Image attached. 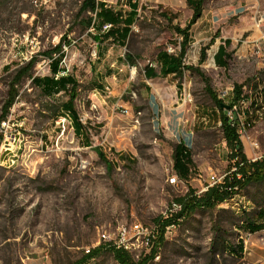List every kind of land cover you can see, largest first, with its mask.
Instances as JSON below:
<instances>
[{"label": "rangeland", "instance_id": "1", "mask_svg": "<svg viewBox=\"0 0 264 264\" xmlns=\"http://www.w3.org/2000/svg\"><path fill=\"white\" fill-rule=\"evenodd\" d=\"M85 1L0 0V119L17 69L35 56L33 76L51 75L50 51L61 54L62 67L78 83L75 106L83 124L77 135L72 120L64 132L57 122L68 93L48 96L28 76L17 85L0 121V264H72L113 244L120 226L155 227L157 217L175 211L177 198L200 191L213 174L223 176L229 151L220 122L228 112L208 88L220 99L243 85L236 101L247 99L248 121L256 123L242 137L245 152L251 160L264 157V0H207L184 63L203 71L208 87L198 72L186 70L182 78L160 72L158 53L180 50L175 26L192 18L186 0H138L126 43L96 35ZM134 2L105 1L124 19ZM226 40L228 67H221L215 54ZM152 64L157 77L148 79ZM181 142L193 159L185 180L174 169ZM245 193L255 205L250 217L258 220L264 182ZM249 199L238 196L233 208L250 209ZM229 206L198 209L169 228L149 264H264V230L251 232ZM222 240L234 247L242 242V254L223 250ZM151 252L141 245L135 258ZM90 264L118 262L105 250Z\"/></svg>", "mask_w": 264, "mask_h": 264}, {"label": "trees", "instance_id": "2", "mask_svg": "<svg viewBox=\"0 0 264 264\" xmlns=\"http://www.w3.org/2000/svg\"><path fill=\"white\" fill-rule=\"evenodd\" d=\"M132 1V0H131ZM189 8L192 10V18L185 27L180 25L175 26L176 32L181 36L179 42L180 50L177 53H170L167 50H161L158 55V63L161 66L160 72L162 76L174 75L177 78H182L185 71L198 72V74L203 78L206 83V87L211 85V80L203 71H199L193 66H187L184 63V58L188 52L189 47L192 42L191 29L192 26L197 23L203 16L205 10V4L207 0H186ZM131 11L128 16L124 19L123 15L115 11L114 9L108 7L105 2L97 0H86L84 3V8L93 12V16L90 18L91 28L94 24V28L97 32L96 35H104L107 37H114V39L119 43H126L128 40L131 27L135 23L138 16L139 3L138 0L132 5ZM95 21V23H93ZM104 23H112L113 27L106 32H102V25ZM230 43V40L225 41V45H221L215 54V62L221 67H228L229 53L226 49V44ZM62 43H60L55 51L62 52ZM203 51L202 61L205 60L206 54ZM45 54L49 55L50 58V71L51 75H46L43 77L33 76L32 69L36 62V57L33 56L25 65H22L17 69L9 88L8 99L4 106V112L0 121H4L7 118V114L10 108L15 102L18 95L17 85L21 80L28 76L32 79V82L42 89L43 93L51 96L56 93L65 92L69 94V99L61 107L65 114L70 115L74 123L75 131L77 135L82 134L83 124L79 117L78 111L76 110L75 101L78 96V83L70 73L64 76L56 77L60 68L61 60L59 57L54 56L53 52L47 51ZM145 75L148 79H155L157 73L152 66H147L145 70ZM235 97L229 98V103L224 102L221 98L219 99L215 92L208 88L209 93L213 97L216 105L220 110H224L222 104L232 105L234 101L240 99L243 92V85H235ZM179 90L181 88L179 87ZM221 128L223 131L224 141L226 142L228 148V166L225 172L226 176L222 183L210 186L207 191L202 194H197L196 191L190 189L186 195L181 196L175 200L174 203L181 205V208L173 211L167 217L160 216L155 219L154 225L158 231V237L153 241L152 254H145L146 256L141 259H136L130 252L116 248L113 245H100L90 252H87L80 260L72 264H90L92 261L96 260L105 250H109L114 259L118 264H149V262L155 257L159 256V251L162 245L166 241V233L168 228H172L180 224L184 219L190 217L198 209H208L215 210L217 207H223V204L229 202V207L234 214L239 218H244L243 224L251 232H257L264 230V210L260 209L257 213V218L254 216L250 217L251 212L255 210V205L251 199L246 196L245 190L248 186L253 183H263L264 182V157L258 160H251L245 152L244 143L237 132L236 127L232 126L227 115L221 118ZM3 139V134L2 137ZM103 154V153H101ZM174 169L177 175L185 180L189 177L191 172V164L193 162L192 153L188 150L185 142H181L176 145L174 150ZM237 196L246 197L249 199L250 209L243 206V208H233L237 200L232 201V199ZM174 209V208H173ZM222 248L230 252L231 254H242L244 245L241 242L237 247L230 246L226 241L222 240Z\"/></svg>", "mask_w": 264, "mask_h": 264}, {"label": "built area", "instance_id": "3", "mask_svg": "<svg viewBox=\"0 0 264 264\" xmlns=\"http://www.w3.org/2000/svg\"><path fill=\"white\" fill-rule=\"evenodd\" d=\"M40 1H41V5L43 4L47 5L48 3H56L64 0H40ZM97 1L105 2L106 0H97ZM93 23H95V21ZM112 27H113L112 23H104L102 25L101 30L102 32H106L109 31ZM92 29H94V24L92 25ZM65 49L67 48L65 47ZM97 54L98 52L94 50L93 55L96 56ZM60 65L62 67V64ZM151 66H153V64ZM68 73H69V69H65L64 67H62L61 70H59L58 72V77L67 75ZM107 90H110V88L107 87ZM234 92L235 89L233 86L229 89V91H227V94H221L220 98L223 101H226L227 99H229L231 96L234 95ZM188 102H190V94H185V97L183 98V104H187ZM246 106H247V99H241L239 101H234V103L230 105V109H227L228 112L227 118L229 119L231 125L236 127L237 132L240 134L241 138L245 137L248 134V131L256 125V123H249L246 113ZM259 115H262V110L260 109H259ZM66 124H68V122L60 120V125L63 127V132L66 129ZM253 145L258 147L257 142L253 143ZM253 160H257V159H253ZM225 176H226L225 173L221 177H217V175L213 174L211 176V181L209 185H207L206 187L203 186V188L200 191H198L197 194L204 193L209 189L210 186H213L218 183H222ZM199 178H202V175H199ZM171 182L177 183V178L172 177ZM237 197L232 199V201L237 199ZM228 205L229 202L223 204V206L225 207H227ZM173 207L174 210H178L181 208V205H178L177 203H173ZM157 237H158V231L156 226L150 228L137 222L132 224L131 226H120L118 230V235L115 241H113V244L111 245L119 249H124L130 252L131 254H133L134 256L137 255V257H140V254L138 255L136 252L141 247V245L149 246V248L152 249L153 241H155ZM87 252H90V250H88Z\"/></svg>", "mask_w": 264, "mask_h": 264}, {"label": "bare ground", "instance_id": "4", "mask_svg": "<svg viewBox=\"0 0 264 264\" xmlns=\"http://www.w3.org/2000/svg\"><path fill=\"white\" fill-rule=\"evenodd\" d=\"M61 64H62V61H61ZM57 78H58V74H57V76H56ZM221 94H227V92H223V93H221ZM60 120L61 121H66V122H68V121H71L72 120V118L70 117V115H68V114H65V115H63L62 117H60L59 119H58V124H60ZM71 123V122H70Z\"/></svg>", "mask_w": 264, "mask_h": 264}, {"label": "water", "instance_id": "5", "mask_svg": "<svg viewBox=\"0 0 264 264\" xmlns=\"http://www.w3.org/2000/svg\"><path fill=\"white\" fill-rule=\"evenodd\" d=\"M222 107L225 109H230V105L229 104H222Z\"/></svg>", "mask_w": 264, "mask_h": 264}, {"label": "crops", "instance_id": "6", "mask_svg": "<svg viewBox=\"0 0 264 264\" xmlns=\"http://www.w3.org/2000/svg\"><path fill=\"white\" fill-rule=\"evenodd\" d=\"M133 1H134V0H133ZM135 2H136V0H135ZM202 17H203V16H202ZM191 34H192V33H191ZM192 38H193V36H192ZM193 42H194V41H193ZM224 144H226L225 141H224ZM227 149H228V148H227Z\"/></svg>", "mask_w": 264, "mask_h": 264}]
</instances>
